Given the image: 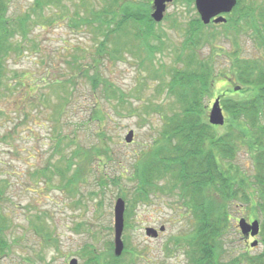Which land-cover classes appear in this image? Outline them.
I'll list each match as a JSON object with an SVG mask.
<instances>
[{
    "label": "rangeland",
    "instance_id": "374dc122",
    "mask_svg": "<svg viewBox=\"0 0 264 264\" xmlns=\"http://www.w3.org/2000/svg\"><path fill=\"white\" fill-rule=\"evenodd\" d=\"M32 1L12 0L10 14H21ZM150 1L153 23L147 17L138 22L144 35H137L133 28L130 34L112 38L96 67L102 81L121 89V106L116 98H104L102 82L94 91L83 71L73 64L77 56L84 70L99 54L103 35L92 26L78 25L75 18L78 12L85 16L89 10L102 8L104 0H61L46 7L45 18L50 21L34 25L28 39L16 36L24 48L8 56L7 75L16 74L22 81L13 94L0 98V264H69L73 258L78 264H109L113 257L118 258L115 264H195L189 257L187 241L195 220L178 200L179 195L172 196L167 184L164 191L151 189L147 198H134L138 191L133 170L145 156L144 162L150 157L148 151L165 125L164 114L179 109L167 82L171 69L182 64L178 61L179 46L187 24L196 15L200 18L195 0H173L163 20L157 22ZM249 3L256 11L258 33L252 26L242 32L236 28L226 31L221 25L234 16L229 21L233 27L237 16L233 10L225 14L227 21L213 23L218 25L210 33L216 35L213 45L219 64L211 96L204 100L207 120L217 96L244 95L241 88L246 86L230 70L235 56L264 61V0H243L244 6ZM115 43L121 52L110 56L108 52ZM209 51L210 45L202 49L203 54ZM154 69L159 73L155 74ZM71 77L72 81L61 85L55 81ZM10 81L15 82V78ZM94 103L106 113L102 127L97 121L81 124ZM158 103L161 109L154 110L153 105ZM224 113L227 116L225 109ZM98 128L106 130L115 150L109 163L86 159L90 144L99 142L102 131ZM130 130H134V139L126 142ZM217 130L226 131V124ZM250 148L241 143L235 157L222 165L232 170L238 184L246 179L252 185L255 170ZM75 151L81 153V158L73 157L70 179L63 178L60 171L66 169L68 157ZM103 162H107L105 166ZM51 164L59 170L55 174ZM169 178L167 175L160 183ZM238 193L229 208L232 221L216 247V264H253L264 251L261 233L247 236L239 227L241 218L249 222L257 219L262 226L263 212L254 205L257 197L250 202L243 199V191ZM120 197L126 203L124 250L116 256L114 209ZM149 227L157 229L158 235H147ZM255 240L258 244L252 246Z\"/></svg>",
    "mask_w": 264,
    "mask_h": 264
},
{
    "label": "trees",
    "instance_id": "16d2710c",
    "mask_svg": "<svg viewBox=\"0 0 264 264\" xmlns=\"http://www.w3.org/2000/svg\"><path fill=\"white\" fill-rule=\"evenodd\" d=\"M11 2L12 0H0V98L13 94L22 81L16 74L7 75L8 56L12 51H21L24 48L20 41L15 40L16 36L21 35L28 39L34 25L50 21L45 18L46 7L61 3V0H33L29 8L17 16L10 14ZM150 3V0H104L102 8L89 10L90 14L85 16L78 12L75 18L78 25L96 28V31L103 35V39L98 49L99 54L93 58L90 65H86L83 70L82 61L77 56L73 64L83 71L94 91H97L99 83L102 82L104 98L109 101L116 98L119 106L124 104V94L119 87H112L110 81V83L102 81V75L96 67L108 50L107 42L112 38L119 39L135 29L137 35H144L140 26L138 29V22L147 17L149 22L153 23L149 16ZM250 5L252 3L244 6L243 0H238L232 12L237 15L233 27L229 26V21L234 19L232 13L228 23L221 26H224L226 31L236 28L239 32L252 26L258 33L260 25L255 17L256 11ZM216 26L218 25L212 22L204 24L197 15L187 24L179 46L178 61L182 64L171 69V78L167 82L169 93L176 97L175 103L179 104V109L164 114L165 125L161 129L160 138L148 151L150 157L144 162L145 156L140 166L135 167L132 175L137 182L138 191L134 198L140 196L147 198L151 189L164 191L167 184L173 192L172 196L179 195L178 200L195 220L193 233L187 238L191 251L189 257L191 256L195 264H216V247L227 225L232 221L229 208L231 202L238 197L239 191L244 192L242 193L244 200L253 202L255 196L257 197L254 205L260 206L263 212L260 233L264 236V61L262 58L235 56L230 64V70L246 89L241 88L244 95L240 98H231L228 95L222 97V106L227 112L225 122L227 130L219 132L217 129L220 126L210 124L206 118L207 105L204 101L211 96V86L216 76L215 69L219 64L213 45L216 35L212 36L210 33L214 31L212 27ZM207 45H210V51L203 54L202 49ZM119 49V45L115 43V47L108 53L112 56V53H120ZM219 49L222 50L221 47ZM236 52L238 51L235 50V55ZM153 71L155 74L159 73L157 69ZM12 77L15 78V82L10 81ZM72 80V77L55 79L59 85L63 81L68 83ZM23 85L26 86L27 82ZM69 94L71 96L72 91ZM153 107L154 110H160L162 105L158 103ZM88 115L87 120L81 124L86 121L89 123L97 121L101 123V127L104 125L102 121L106 118V113L100 109L99 104L94 103ZM98 130L102 131L99 133V142L90 144L92 148L86 151L88 155L86 159L89 162L96 159L109 163L116 155L115 150L109 144L107 133L104 132L106 130L104 128ZM73 139V137L70 139L72 143ZM241 143L251 147L255 170L252 185L246 179L238 184L237 176L231 172L232 170L224 169L222 166L235 157ZM74 156L80 159L81 153L75 151L73 156L70 154L66 169L60 171L63 178L70 179V167L75 164ZM107 162H103L102 165L105 166ZM53 166L55 174L58 169L56 164L49 167ZM167 175H170L171 181L167 180L168 182L161 184L160 181L166 180ZM69 179L67 182H70ZM250 188L251 191L248 192ZM176 190L177 193H174ZM0 240L3 241L1 230ZM254 259L258 260L253 261V264H264V251ZM115 260L118 258L113 257L109 264H115Z\"/></svg>",
    "mask_w": 264,
    "mask_h": 264
},
{
    "label": "water",
    "instance_id": "95a60500",
    "mask_svg": "<svg viewBox=\"0 0 264 264\" xmlns=\"http://www.w3.org/2000/svg\"><path fill=\"white\" fill-rule=\"evenodd\" d=\"M173 0H153L154 12L152 16L155 21L160 22L164 18L167 5ZM238 0H195L196 9L200 14V20L204 24L209 23H223L227 21L226 13H230L237 5ZM240 89V87H238ZM209 123L212 125H224L227 118L224 113L223 106L221 104V96L215 98L214 103L211 106L208 114ZM134 139V130H130L125 137L126 142H132ZM125 207L126 203L123 198H118L115 203V255L119 256L124 250V242L122 240V234L125 227ZM239 227L244 235H251L253 237L260 233L261 225L260 221L254 219L249 222L245 218L239 220ZM164 226L160 229L164 230ZM147 235L157 236L158 230L155 228H147ZM258 241L255 240L252 246H256ZM69 264H78L77 258L71 259Z\"/></svg>",
    "mask_w": 264,
    "mask_h": 264
},
{
    "label": "flooded vegetation",
    "instance_id": "af4514ba",
    "mask_svg": "<svg viewBox=\"0 0 264 264\" xmlns=\"http://www.w3.org/2000/svg\"><path fill=\"white\" fill-rule=\"evenodd\" d=\"M226 93H223L222 95H225Z\"/></svg>",
    "mask_w": 264,
    "mask_h": 264
}]
</instances>
